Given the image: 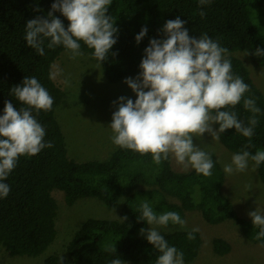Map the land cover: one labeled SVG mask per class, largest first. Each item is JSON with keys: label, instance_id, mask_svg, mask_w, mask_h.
<instances>
[{"label": "trees", "instance_id": "trees-1", "mask_svg": "<svg viewBox=\"0 0 264 264\" xmlns=\"http://www.w3.org/2000/svg\"><path fill=\"white\" fill-rule=\"evenodd\" d=\"M53 2L0 0V115H3L5 101H11L18 108L25 107L10 92L21 85L25 77H36L54 98L50 111L42 110L38 115L33 112L46 130L45 142L50 141L53 147L45 148L35 156L20 157L17 167L5 181L11 191L6 198H0V248L11 256H37L53 243L57 234L58 209L53 190L62 191L68 205L82 197H96L108 207H115L123 199L120 217L126 216L125 221L90 217L74 232L66 246L73 261L111 264L119 257L125 264H156L160 253L141 234V229H150L140 220V205L144 200L158 214L175 211L184 219L186 211L196 209L212 224L233 220L247 240L261 245L262 241L255 239L259 228L253 226L251 220L241 217L224 194L225 173L210 151H205L214 161L210 177L198 174L194 169L179 173L172 169L171 158L157 165L150 154L142 156L119 147L104 160L77 162L68 157L64 134L55 116L65 93L50 78L52 63L67 49L62 45L50 49L48 39H44L45 52L40 56L24 39L27 21L37 16L46 18ZM201 7L199 0H112L107 14L112 16L118 29L117 43L110 50L108 59L100 65L111 82L140 73L139 65L149 40L165 38L161 32L165 22L179 16L186 21L190 36L198 38L207 34L227 48L233 73L249 85L250 92L245 96L254 98L261 110L251 139L254 147L246 149L255 154L257 150H264V96L243 60L234 52L248 51L254 63L264 65V57L252 55L257 48L264 50V0H211L209 5L203 6L204 18L199 15ZM53 15L60 18L67 29L69 21L60 12ZM143 27H147V34L137 44L135 37ZM81 51L93 56V50L83 42ZM230 110L235 111L245 124L252 116L243 107V100ZM219 140L235 153L249 144L248 138L235 129L226 130ZM257 170L264 183V163ZM168 226L179 225L170 223ZM191 230H158L170 246L184 253L185 263L195 260L202 242L199 232L195 233L194 240L187 238ZM109 245L115 246L116 253L105 251ZM212 247L218 255L231 249L222 238H214ZM43 264L70 263L53 253Z\"/></svg>", "mask_w": 264, "mask_h": 264}, {"label": "clouds", "instance_id": "clouds-1", "mask_svg": "<svg viewBox=\"0 0 264 264\" xmlns=\"http://www.w3.org/2000/svg\"><path fill=\"white\" fill-rule=\"evenodd\" d=\"M112 0H54L47 17L37 16L25 25V41L40 56L44 55V39L48 48L62 45L69 50L70 58L83 55L81 42L92 55L101 62L108 59L110 50L117 43L118 29L114 26L108 8ZM211 0H199L201 18L206 16L203 6ZM60 12L68 21L65 28L60 18L53 15ZM186 21L179 16L165 22L161 32L163 39L152 38L144 49L139 65L141 71L133 79L126 78L124 83L136 95L135 101L120 96L113 105H118L112 114L108 127L112 130L111 140L121 149L132 150L140 155L150 154L157 165L167 161L170 156L185 170L192 168L205 177L212 175L214 161L210 153L194 144L209 133L213 140L219 141L226 130L248 138L245 149L232 155L231 163L224 166L226 174L244 172L249 160L256 167L264 163V150L251 154L247 148L254 147L251 139L258 124L260 108L254 98H247L250 87L232 71L229 50L221 47L207 34L198 38L189 35ZM143 27L135 40L137 44L147 34ZM248 51L245 55H248ZM264 57V50L257 48L252 53ZM59 68L50 74L51 79L61 75ZM68 84L66 78L63 81ZM147 89V91H146ZM11 95L19 104L5 101L3 115H0V198H6L11 189L7 181L17 167L22 156H35L53 144L45 142L46 130L33 115L40 111H50L54 98L36 77H25L21 85L13 87ZM243 100V107L252 113L247 124L238 118L235 109ZM213 125H218L213 129ZM141 219L148 225L184 227L186 221L175 211L157 213L151 204L144 200L140 205ZM248 216L252 224L259 228L255 239L262 241L264 247V211L256 208ZM125 221L127 217H120ZM198 228L187 234L189 240L195 239ZM141 234L158 250L160 255L156 264H184V253L170 246L164 236L153 227L141 229ZM105 251L116 253L115 246L109 245ZM111 264H125L119 257Z\"/></svg>", "mask_w": 264, "mask_h": 264}, {"label": "rangeland", "instance_id": "rangeland-1", "mask_svg": "<svg viewBox=\"0 0 264 264\" xmlns=\"http://www.w3.org/2000/svg\"><path fill=\"white\" fill-rule=\"evenodd\" d=\"M82 53L76 59H71L69 50H64L51 65L52 73L57 68L62 70L61 75L53 80L65 93L63 103L57 107L55 116L64 134L69 158L77 162L104 160L118 147L112 143L113 133L108 127L113 112L118 108V105H113V101H117L120 96L136 99L135 93L124 81L129 77L135 79L139 73L111 82L103 73L98 60L89 53ZM234 53L243 60L253 82L264 96V65L254 63L249 54L245 55V51ZM66 78L69 80L67 85L63 83ZM213 129L215 130L214 125ZM193 142L202 150L212 152L223 171L235 154L220 140H213L209 133H204L200 139L194 138ZM170 158L174 171L187 173L192 169L185 170L174 158ZM222 190L241 217L251 220L248 216L250 211L256 208L264 211V183L253 161L249 160L248 168L244 172L225 173ZM52 195L58 205L55 220L57 234L53 243L37 256H11L1 247L0 264H43L44 259L53 253L63 256L70 264H85L71 260L66 252V246L74 232L90 217L120 218L123 199L115 207H108L96 197H82L68 205L62 191L53 190ZM184 220L186 224L183 228L148 225L149 228L162 231L199 229L202 240L199 253L193 262L184 264H264V247L247 240L235 221L224 220L212 224L196 209L186 211ZM214 238L226 240L231 246L230 251L224 255L216 254L212 247Z\"/></svg>", "mask_w": 264, "mask_h": 264}]
</instances>
